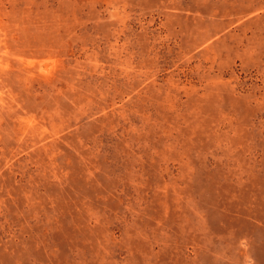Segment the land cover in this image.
Returning a JSON list of instances; mask_svg holds the SVG:
<instances>
[{"label":"rangeland","instance_id":"374dc122","mask_svg":"<svg viewBox=\"0 0 264 264\" xmlns=\"http://www.w3.org/2000/svg\"><path fill=\"white\" fill-rule=\"evenodd\" d=\"M0 264H264V0H0Z\"/></svg>","mask_w":264,"mask_h":264}]
</instances>
